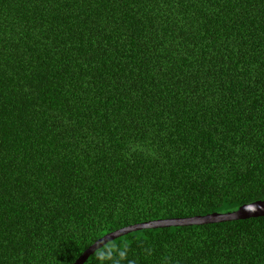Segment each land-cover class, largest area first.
Segmentation results:
<instances>
[{
    "label": "trees",
    "instance_id": "obj_1",
    "mask_svg": "<svg viewBox=\"0 0 264 264\" xmlns=\"http://www.w3.org/2000/svg\"><path fill=\"white\" fill-rule=\"evenodd\" d=\"M256 200L264 0H0V264H72L122 227ZM108 247L264 264V215L130 231L82 264H114Z\"/></svg>",
    "mask_w": 264,
    "mask_h": 264
},
{
    "label": "water",
    "instance_id": "obj_2",
    "mask_svg": "<svg viewBox=\"0 0 264 264\" xmlns=\"http://www.w3.org/2000/svg\"><path fill=\"white\" fill-rule=\"evenodd\" d=\"M264 215V200H256L251 203L243 204L236 210L226 213H213L203 216H191L182 218H169V219H158L148 222H142L135 225H129L122 227L115 231L109 232L89 247H87L79 257L72 264H82L96 249L100 248L105 243L125 234L130 231L142 229V228H157V227H168V226H185V225H196L202 223H212L227 220L245 219L249 217L263 216Z\"/></svg>",
    "mask_w": 264,
    "mask_h": 264
},
{
    "label": "clouds",
    "instance_id": "obj_3",
    "mask_svg": "<svg viewBox=\"0 0 264 264\" xmlns=\"http://www.w3.org/2000/svg\"><path fill=\"white\" fill-rule=\"evenodd\" d=\"M140 147L141 146L136 145L135 147L132 148V151H136L140 149ZM96 255H97V259L100 261L113 260L114 264H119V260H123L126 258V251H119L114 247H108L98 250ZM115 255H118V259H114ZM128 264H134V262L128 261Z\"/></svg>",
    "mask_w": 264,
    "mask_h": 264
}]
</instances>
